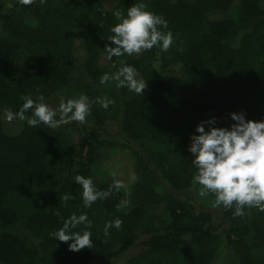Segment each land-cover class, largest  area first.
<instances>
[{
    "label": "trees",
    "instance_id": "16d2710c",
    "mask_svg": "<svg viewBox=\"0 0 264 264\" xmlns=\"http://www.w3.org/2000/svg\"><path fill=\"white\" fill-rule=\"evenodd\" d=\"M138 3L167 21L159 30L172 33L171 47L107 59L111 29L121 22L113 13L126 17ZM157 56L183 67L182 96L155 68ZM122 66L134 67L147 88L122 98L112 81L114 103L104 109L100 78ZM25 95H43L53 110L54 99L84 95L90 114L83 125L14 119L18 128L9 129L4 110L19 111ZM231 113L264 122V0H1L0 264H113L136 247L126 264H264V212L245 206L234 217L235 205H216L193 183L195 118L215 119L206 132L230 130ZM103 149L131 151L136 179L85 208L77 175L99 191L113 185L98 172ZM66 193L75 198L65 203ZM72 214L92 221L73 229L92 233L91 249L72 252L71 241L50 236ZM117 218L121 229L106 238L105 223Z\"/></svg>",
    "mask_w": 264,
    "mask_h": 264
},
{
    "label": "clouds",
    "instance_id": "9594fccd",
    "mask_svg": "<svg viewBox=\"0 0 264 264\" xmlns=\"http://www.w3.org/2000/svg\"><path fill=\"white\" fill-rule=\"evenodd\" d=\"M22 5L28 6L35 0H19ZM45 3V0H40ZM11 6V5H10ZM147 5L138 3L131 6L126 17L117 10L113 15L121 22L111 29L114 35L108 37L112 46H105L107 59L121 57L125 54H141L145 50H151L159 46L160 51L167 52L173 43L170 31L163 33L160 27L167 28V21L162 17L146 11ZM123 64V61L121 62ZM137 70L132 66H122L112 75L105 74L100 78L103 85L109 81L116 82V87H127L129 91L142 96L147 88L146 81L138 80ZM37 91H39L37 89ZM24 101L17 112L5 109V117L8 122L14 119L27 121L31 127H39L41 123L49 128L66 126L73 122L83 125L86 116L90 114L91 105L88 97L81 95L79 99H69L65 102L60 98L58 110H53L44 102L43 95H39L34 101L31 95L22 96ZM101 107L107 109L114 101L102 99L99 101ZM31 110V116L27 113ZM58 116V118H56ZM231 120L235 123L231 129L209 127L206 132L204 124H215V119L202 121L197 125L195 131L198 135L190 137L191 146L188 151L193 155L192 163L196 168L193 183L201 187L199 195L204 197L209 193L215 195L216 205H222L226 210L235 205L234 217L244 215L243 209L258 208L264 212V122L245 121L244 114L231 113ZM75 183L82 186V201L85 208L97 200H104L113 194V188L119 191L123 183L119 180L107 191H99L94 187L90 178L77 175ZM74 196L64 194L61 199L67 203ZM128 201H121V205ZM121 205H118L120 207ZM56 215H60L59 212ZM123 221L119 218L108 221L104 225L103 233L107 238L109 230L116 228L120 230ZM92 227L86 214L77 216L72 214L63 221V226L58 231H53L50 236L55 240L68 243L69 250L79 252L81 249L93 247L92 233L84 230L82 233L73 231L78 226Z\"/></svg>",
    "mask_w": 264,
    "mask_h": 264
},
{
    "label": "rangeland",
    "instance_id": "374dc122",
    "mask_svg": "<svg viewBox=\"0 0 264 264\" xmlns=\"http://www.w3.org/2000/svg\"><path fill=\"white\" fill-rule=\"evenodd\" d=\"M1 1V0H0ZM3 1V0H2ZM6 1V5L8 0ZM22 18L26 21H32V17L27 14H22ZM139 54H132L130 57H137ZM154 66L159 73L164 75L174 91L179 95L182 96V90L184 89V69L180 64H166L160 56H157L154 60ZM78 73V72H77ZM139 79V77H136ZM112 81H109L101 87L100 90V97L99 101L102 99H109L113 100V92L111 91ZM119 94L122 98H127L131 96L132 91H129L127 87H120L118 88ZM79 98H74V100ZM54 104L53 107H59L60 98L54 99L52 101ZM201 118H195V126L201 123ZM7 127L9 129L17 130L18 122L12 121L8 122ZM70 134L75 138V140H79L77 135L74 132H70ZM111 135H115L112 131ZM101 156L97 159L98 166H99V175L101 179L107 181L111 184H114V181H121L123 183V187L131 186L136 179L135 171H134V163L135 158L133 153L129 150L125 151H111L109 149H103L101 151ZM125 201V200H124ZM128 206V203L126 204ZM209 205V204H208ZM210 208L215 209V205L210 204ZM221 234L224 235V231H221ZM138 247L130 250L128 254L123 256L121 259L115 261L113 264H126L127 260L136 253Z\"/></svg>",
    "mask_w": 264,
    "mask_h": 264
}]
</instances>
